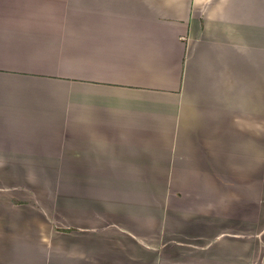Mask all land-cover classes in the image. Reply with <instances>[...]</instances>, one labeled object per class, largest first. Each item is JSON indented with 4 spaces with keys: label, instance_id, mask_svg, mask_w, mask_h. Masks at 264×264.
Masks as SVG:
<instances>
[{
    "label": "crops",
    "instance_id": "0c3cea01",
    "mask_svg": "<svg viewBox=\"0 0 264 264\" xmlns=\"http://www.w3.org/2000/svg\"><path fill=\"white\" fill-rule=\"evenodd\" d=\"M45 174L54 264H264V0H0V264Z\"/></svg>",
    "mask_w": 264,
    "mask_h": 264
},
{
    "label": "rangeland",
    "instance_id": "374dc122",
    "mask_svg": "<svg viewBox=\"0 0 264 264\" xmlns=\"http://www.w3.org/2000/svg\"><path fill=\"white\" fill-rule=\"evenodd\" d=\"M72 175H59V174H45V175H32L33 179V196L36 195L37 201H42L44 208L47 210V215H40L38 211V208L33 206V223H32V254L30 259L26 258L29 264H54L55 257L54 253H50V251L47 254L46 259V252L43 250V252L40 251L38 241L45 242L47 239L49 241H54V228H55V198H56V186L63 185L67 182L73 181ZM42 192V193H41ZM46 202V206H45ZM47 235L48 237L45 240V237L42 239H39L38 236ZM54 252V249L52 250ZM24 263V262H23ZM25 263V264H27Z\"/></svg>",
    "mask_w": 264,
    "mask_h": 264
}]
</instances>
